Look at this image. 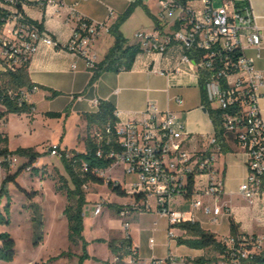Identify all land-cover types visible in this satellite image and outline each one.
Wrapping results in <instances>:
<instances>
[{"label":"built area","instance_id":"built-area-1","mask_svg":"<svg viewBox=\"0 0 264 264\" xmlns=\"http://www.w3.org/2000/svg\"><path fill=\"white\" fill-rule=\"evenodd\" d=\"M18 1L0 0V14H7L6 17L0 15L2 71H16L25 66L43 45L59 47L45 29L28 20L18 7ZM195 1L162 0L161 17L176 16L179 27L159 38L143 31L135 37L146 52L165 53L169 46L179 43L184 50L181 62L193 64L199 75L207 74L205 89L210 105L225 111L222 126L226 143L246 156L247 177L238 193L249 205H259L264 211V120L260 108L264 69H258L255 59L246 54L249 48L260 51L262 47L263 35L257 16L251 0H221L222 5L218 7L214 0H200L202 8H196ZM40 2L57 10L67 8L76 25L63 48L83 59L87 68L94 69L98 63L94 45L101 31L107 29L106 23L83 16L77 4L67 5L65 0ZM72 67L76 69L77 64ZM38 90L35 84L31 89L20 90L19 102L29 103ZM10 95L16 97L12 92ZM176 100L182 101L180 97ZM115 114L119 116L117 111ZM6 120V116L0 114V126H4ZM115 128L122 150L111 151L108 156L115 164L123 165L124 176L134 178L130 189L135 198L132 209L135 212L155 209L165 217L169 240L176 238L170 228L183 223H200V214L208 217L211 224H219L223 216L233 215L231 203L225 200L223 145L215 133L206 148H197L180 117L170 110L160 109L155 103L147 105L141 118L119 120ZM49 152L53 157L70 156L69 150L60 144L50 145ZM0 166L24 171L33 168L26 156L12 152H0ZM99 173L105 175L104 171ZM102 212L100 202L94 215ZM128 214L130 211H120L121 217ZM124 224L128 229L129 221L125 219ZM222 242L224 251L212 262L201 263L169 252L165 258H154L147 264H251L264 252V234L240 231L224 237ZM150 243L154 244V239ZM129 251L128 264H135L139 260L138 252L133 247Z\"/></svg>","mask_w":264,"mask_h":264},{"label":"crops","instance_id":"crops-1","mask_svg":"<svg viewBox=\"0 0 264 264\" xmlns=\"http://www.w3.org/2000/svg\"><path fill=\"white\" fill-rule=\"evenodd\" d=\"M24 1L23 11L26 16L32 20L42 22L46 32L59 43V47L57 48L45 45L41 46L38 53L34 55L30 61V78L33 84L39 87V90L32 94L29 100V103L34 105V111L30 115H34L37 112L38 103H45L51 106V109H47L45 113L50 111L62 112L63 116L61 118H68L69 115L77 116L82 123L78 124L79 136L81 134L80 129L82 125L87 129V121L83 114L96 112L101 100L111 101L115 105L116 111L119 113L118 118L121 121L127 120L128 118H141L147 105L149 103H155L162 110H170L176 113L185 123L188 132H190L193 138V145L197 148H206L209 139L215 133L214 125L207 110H203L204 106L202 104L201 95L195 97L190 96L191 90L200 86V75L198 69L193 64L181 62L184 50L179 43H174L169 46L165 53L142 51L137 56L131 70L122 71L120 73H104L92 87H88L93 74L92 70L87 68L83 59L75 57L63 48L69 41L72 30L76 25L74 19L70 18L67 8L57 10L55 7L42 5L40 0ZM135 1L136 0H65L67 5L77 4V9L83 16L106 23L107 29L101 31L94 45V50L98 56V63L105 58L115 41L114 36L109 33L108 28L112 26L117 21L118 17L125 13L128 7ZM141 1L142 4L137 6L135 11L132 12L120 27V31L124 37L128 39L129 44L139 43L138 39L135 37L138 32L143 31L159 38L166 32L179 27L176 16H169L164 19L161 17L162 0ZM251 3L257 16V23L263 35V43L260 51L255 48H249L246 50V54L255 59L258 69H264V13H262L260 8H258V10L255 8L252 0ZM111 12L113 13L112 16ZM258 53L261 54L260 57L257 56ZM73 64H77L76 69H73ZM177 68H179L178 72H176ZM2 70L3 66L0 62V71ZM53 91L60 92V95L53 96ZM262 93L263 97L260 101V108L261 117L264 120V88L262 89ZM177 97H180L182 101L178 102L176 100ZM67 109L70 110L68 116L64 113ZM4 110L5 108L0 105V111ZM8 115H6L7 120ZM4 126H6V123ZM0 138V149L8 148V150H10L8 146L9 135L4 128L0 131ZM5 138L7 139V143L3 142ZM60 145L64 149H70L68 146L63 147L61 143ZM84 151L85 149L80 152ZM230 152L236 154L242 151L239 149H231ZM221 163L225 168V200L231 203L233 215L231 217L223 216L219 224H211L208 217L202 214L199 215L202 227L215 233L220 240L231 234V218H234V220L240 224V231L250 233V231L245 228V224L241 221V218H238V213L236 214V212H238L239 208L234 205L233 201L234 195H238L244 200L239 195L238 190L239 186L247 177L246 156L244 154L243 170L236 189L232 187L228 179L226 161L224 162L221 159ZM118 183L124 188L121 182ZM130 197L133 196L130 195ZM87 201H91L90 198L87 197ZM100 202L104 203L103 209L105 206L111 204L105 199L97 202V204ZM246 203L248 204L247 201ZM114 204H116L117 211L120 213L119 211H121L123 204ZM248 206L251 210L256 209L260 211L259 216L251 214L250 220L260 227L264 226V218L262 217L264 211L259 205L251 206L248 204ZM226 222L227 227L221 229L222 226H225ZM128 230L129 227L126 231L128 232ZM185 233L184 231L179 237L184 236ZM128 236L131 237L132 247L137 249L139 255V260L135 264H147L150 260L159 258V255H157L155 251L152 253L146 252L144 245L138 243L133 235L128 233L127 237ZM126 238H124L123 235L111 233L105 239H109V241H121ZM164 241L168 245L169 252L171 253H173L172 247L175 244L179 246L177 242L173 244V241L169 240L168 236ZM155 243L156 241L154 239V244ZM154 244H151V247ZM92 247L94 252L91 251ZM180 247L182 248H177L178 253L174 255L183 258H199L209 253L207 250L194 249L187 245H181ZM80 249L81 251L74 252L76 255L71 257V264L78 263V256L82 254V246ZM88 249L90 256L100 260L87 259L83 264L118 263V257L112 253L110 248H108L104 256L98 254L97 250L100 249L98 244L94 243L88 246ZM63 259L65 260L63 264H69L68 258H62V260ZM128 262L129 258L127 256L122 264H128ZM49 264H60V262L56 260Z\"/></svg>","mask_w":264,"mask_h":264},{"label":"rangeland","instance_id":"rangeland-1","mask_svg":"<svg viewBox=\"0 0 264 264\" xmlns=\"http://www.w3.org/2000/svg\"><path fill=\"white\" fill-rule=\"evenodd\" d=\"M214 1L215 6L222 5L221 0ZM252 2L257 10L260 8L262 13H264V0H252ZM194 5L196 8L203 7L200 0H196ZM5 26H8V23H5ZM197 95H201L200 86L190 92V96L195 97ZM47 109H51V106L45 103H38V110L34 115L10 113L6 126H0V131L4 128L9 135L8 146L10 151L25 148L32 149L39 154V158L36 164H34V167L38 169L37 171L33 169L31 171L23 170L16 181H9L6 185L3 182L5 177L8 174H14L19 169L1 168L0 166V196L4 189V195L8 194L11 198V222L9 225L0 224V232L10 233L16 243L15 259L9 262L0 261V264H49L56 260H59L60 264H63L65 260H62V258H68L69 264H71L72 258H53L69 250L73 253L81 251V245L73 244L69 238V223L64 213L68 205L67 195L58 190V185L62 184L60 176H64L68 180L70 178L61 158L51 156L49 147L52 144L61 143L63 147L76 148L75 150L80 152L85 149L83 139L88 134V128L86 129L82 125L80 129L81 134L78 136V124L81 122L77 116L69 115L68 118H50L45 115ZM95 131L96 129H92L91 134H94ZM221 159L224 162L226 161L228 179L232 187L236 189L243 170L244 154L242 152L234 154L229 151L221 154ZM104 173L103 177L106 179L104 184L90 182L84 188L86 198L88 197L91 200L87 201L83 208V236L88 246L94 243L98 244L100 249L97 252L100 256H104L109 248V239H105L107 236L115 233L123 235L126 238L128 233H130L138 243L144 245L146 252L152 253L155 251L159 255V258H165L169 253L168 245L164 241L167 239L169 232L168 220L160 216L155 209L152 212H135L132 209L135 198L130 197V195H133L129 192L131 191V181L134 178L128 175L124 176L123 165L114 164L109 170L104 171ZM109 180L117 184L121 182L128 195L121 196L113 192L107 185ZM69 185L73 187L70 182ZM33 192H36L35 197L30 198L28 193ZM103 199L111 204L104 207L101 215L94 216L97 202ZM233 201L234 205L239 208L236 214L238 213L237 216L241 218V221L245 224V228L250 233L264 234V226L260 227L250 220L251 214L259 216L260 211L256 209L251 210L246 201L242 200L238 195H234ZM0 202V210H3L6 204V197L2 199L0 197ZM114 203L123 204L121 210L130 211V214L126 217H121ZM35 206H39L43 219L42 239L37 244L34 243L33 215ZM125 219L129 221L128 232L124 224ZM223 227H227V222L221 229ZM184 231L181 227L170 228V232L175 233L177 238ZM151 238H154L156 241L153 245L154 247H151ZM172 241L175 244L177 239H172ZM180 246H176L175 244L172 247L173 254L178 253L177 248H182ZM91 251L94 252L93 247ZM218 256V252L211 251L203 257L217 259ZM90 259L100 260L92 256Z\"/></svg>","mask_w":264,"mask_h":264},{"label":"trees","instance_id":"trees-1","mask_svg":"<svg viewBox=\"0 0 264 264\" xmlns=\"http://www.w3.org/2000/svg\"><path fill=\"white\" fill-rule=\"evenodd\" d=\"M24 2V0L18 1V7L22 11ZM141 4V0L133 2L125 13L120 15L117 21L109 27V33L115 38L114 44L106 54L105 58L97 63L95 68L92 69L93 74L88 87H92L104 73H120L122 71H129L133 68L137 56L143 50L139 43L129 44L128 39L125 38L120 31V27L132 14L135 7ZM0 15L3 17L7 16L6 13ZM27 18L30 22L36 24L41 30L45 29L42 22L32 20L29 17ZM237 55H239V53ZM29 64L30 62L16 71H0V105L5 108L4 111H0L2 116H6L10 113L32 114L34 111L33 104L19 102L18 100L20 90L31 89L34 85L29 75ZM206 76L207 74L205 72H202L200 75L202 104L209 113L214 125L217 140L223 145V152L227 153L231 151V148L226 143L225 130L222 126V119L225 111L211 107L205 89ZM10 92L16 94V97H12ZM58 95H60V92L53 91V96ZM115 112L116 107L111 101L101 100L96 112L83 114L87 121L88 128V134L83 139L85 143V151L79 152L75 149L65 148V150H69L70 156L67 157L64 154V156L61 157L70 180L64 176H60V182L62 184L58 185V190L66 193L68 198V205L66 206L64 213L67 216L69 223V238L73 244H81L82 246V254L78 256L77 264H83L85 260L91 258L87 251L88 243L83 236V208L87 203L84 188L90 182L104 184L106 179L99 172L106 171L115 164V160L108 156L109 152H120L122 150V147L118 142V135L115 128L119 122V118L116 116ZM64 113L68 116L70 110L67 109ZM45 115L50 118H61L63 113L50 111L46 112ZM109 128L110 132L108 131ZM92 129H96L94 134H91ZM96 133H99V136H97ZM3 142L7 143V139L5 138ZM100 151L102 152V155H99ZM0 152H12L26 156L29 159L30 164L33 165L32 169L36 171L38 170L34 167V164L39 158V154L32 149L18 148L16 151H10L8 148H3L0 149ZM22 171L23 168H20L14 174H8L3 181L4 185L9 181H16ZM69 182L72 183L73 187L69 185ZM108 186L118 195H128L127 191L119 183L117 184L114 181L109 180ZM4 192L3 189V193L0 196L1 199L6 197L4 209L0 210V224L9 225L11 222V198L8 194L4 195ZM35 194L36 192L28 193L30 198L35 197ZM33 222L35 231L34 243L37 244L42 239L43 234V219L39 206H35ZM178 227H181L186 232L184 236L177 238V243L179 245H187L194 249L207 250L209 252L215 251L219 254L223 253L225 246L222 240L218 239L215 233L204 229L200 223H183ZM230 227L231 235H237L240 232V224H238L234 218L230 219ZM108 245L112 253L119 258L117 264H122L125 257L130 253L129 248L132 247L131 237L128 236L121 241L111 240ZM135 250L137 251V249ZM74 255L75 253L69 250L68 252L61 253L53 259H58L60 257L71 258ZM15 256V240L10 233L0 232V261H13ZM214 260L215 259L205 257H199L196 259L197 262L201 263L212 262ZM106 264L109 263L106 262ZM251 264H264V252L259 256H256Z\"/></svg>","mask_w":264,"mask_h":264},{"label":"water","instance_id":"water-1","mask_svg":"<svg viewBox=\"0 0 264 264\" xmlns=\"http://www.w3.org/2000/svg\"><path fill=\"white\" fill-rule=\"evenodd\" d=\"M203 110L206 111V108H204Z\"/></svg>","mask_w":264,"mask_h":264}]
</instances>
